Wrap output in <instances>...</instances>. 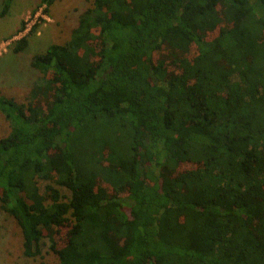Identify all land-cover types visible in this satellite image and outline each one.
<instances>
[{"label":"trees","instance_id":"obj_1","mask_svg":"<svg viewBox=\"0 0 264 264\" xmlns=\"http://www.w3.org/2000/svg\"><path fill=\"white\" fill-rule=\"evenodd\" d=\"M31 66L24 102L0 94L25 256L264 264V0H92Z\"/></svg>","mask_w":264,"mask_h":264},{"label":"rangeland","instance_id":"obj_2","mask_svg":"<svg viewBox=\"0 0 264 264\" xmlns=\"http://www.w3.org/2000/svg\"><path fill=\"white\" fill-rule=\"evenodd\" d=\"M92 0H56L48 12L40 0H13L5 15L0 16V94L24 102L36 83L40 72L31 66L34 54L44 52L51 43H63L70 38L79 15ZM0 0V10H1ZM43 9V10H42ZM39 13L38 16L36 14ZM44 16V17H43ZM30 27L28 44L19 53L13 51L17 40L12 37ZM34 28V29H33ZM17 39V38H16ZM10 41L6 46L4 43ZM11 130L9 121L0 112V138ZM48 181H39L44 191ZM62 192L68 193L65 188ZM50 239L43 238L41 255L25 256L22 235L13 217L0 207V264H57V257L49 249Z\"/></svg>","mask_w":264,"mask_h":264},{"label":"built area","instance_id":"obj_3","mask_svg":"<svg viewBox=\"0 0 264 264\" xmlns=\"http://www.w3.org/2000/svg\"><path fill=\"white\" fill-rule=\"evenodd\" d=\"M44 6H45V5H43V7H44ZM42 10H43V9H42ZM38 15H39V13L36 14V16H38ZM43 17H44V16H43ZM29 32H30V27L26 24L25 27H24V29L21 30V31H19L18 34L14 35V36L12 37V39H10V41H11V40H19L20 38L26 36V34H28ZM16 38H17V39H16ZM10 41H7V42L4 43V45H2V46H6L7 44H9Z\"/></svg>","mask_w":264,"mask_h":264}]
</instances>
